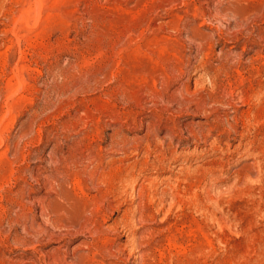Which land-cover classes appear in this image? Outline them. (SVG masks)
<instances>
[{
    "label": "rangeland",
    "instance_id": "1",
    "mask_svg": "<svg viewBox=\"0 0 264 264\" xmlns=\"http://www.w3.org/2000/svg\"><path fill=\"white\" fill-rule=\"evenodd\" d=\"M0 264H264V0H0Z\"/></svg>",
    "mask_w": 264,
    "mask_h": 264
}]
</instances>
